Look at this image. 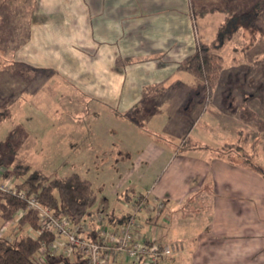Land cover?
Returning a JSON list of instances; mask_svg holds the SVG:
<instances>
[{
    "label": "crops",
    "instance_id": "0c3cea01",
    "mask_svg": "<svg viewBox=\"0 0 264 264\" xmlns=\"http://www.w3.org/2000/svg\"><path fill=\"white\" fill-rule=\"evenodd\" d=\"M39 2L26 61L55 72L116 116H136L177 139L148 141L142 152L150 161H171L149 196L151 205L166 202L156 236L174 247L169 264H264V179L218 156L233 131L213 111L197 116L199 89L192 106L183 108L190 97L183 89L198 81L180 65L202 40L192 0ZM159 84L167 88L144 99L146 88ZM115 156L118 163L131 154L118 150ZM257 161L264 167V154ZM131 201L125 212L109 209L107 200L101 204L121 215Z\"/></svg>",
    "mask_w": 264,
    "mask_h": 264
},
{
    "label": "rangeland",
    "instance_id": "374dc122",
    "mask_svg": "<svg viewBox=\"0 0 264 264\" xmlns=\"http://www.w3.org/2000/svg\"><path fill=\"white\" fill-rule=\"evenodd\" d=\"M192 3L195 8L220 7L219 11L195 18L202 40L214 39L228 15L237 16L232 22L240 29L217 52L223 58L224 70L216 88L210 94L208 90L201 93L197 79L198 85L188 82L190 88L183 89V94L190 91V97L183 108L192 106L193 92L199 89L201 97L196 96V100L202 109L197 116L213 111L228 131H233L231 142L245 146L258 163V157L264 154V99L256 98L246 104L243 99L245 91L259 94L256 88L264 84V36L261 35L264 0H192ZM39 4V0H0V111L6 107L13 112L12 119L1 125L0 138L7 141L13 133L12 144H20L16 159L4 156L6 168L11 171L19 158L46 175L63 177L76 172L93 183L99 194L94 212L102 211L105 215L107 208L103 210L101 204L105 200L109 209L120 206L124 211L129 202L126 195L130 199L148 193L154 196L157 180L171 161H150L142 152L151 145L148 141L167 138L135 119L136 116H116L106 104L81 96L55 72L26 61L29 53L24 55V48L31 40ZM232 97L235 111L226 104ZM243 107L257 118L246 117L247 121ZM167 140L174 143L177 139ZM118 150L130 153V159L126 157L117 163ZM238 152L245 153L240 149ZM117 211L118 208L114 210ZM21 217L19 214L10 223H4L0 217V236L8 239L35 236L33 228L19 222ZM145 227L148 231H140L150 235L149 226Z\"/></svg>",
    "mask_w": 264,
    "mask_h": 264
},
{
    "label": "trees",
    "instance_id": "16d2710c",
    "mask_svg": "<svg viewBox=\"0 0 264 264\" xmlns=\"http://www.w3.org/2000/svg\"><path fill=\"white\" fill-rule=\"evenodd\" d=\"M192 9L194 18H197L219 11L220 7L216 5H203L200 8H195V5L192 3ZM236 18V15H228L224 23L219 27L214 39L210 41L200 40L196 52L180 65L181 70L191 74L199 81L201 93L205 90H208L209 94L212 93L220 82L224 70V63L223 58L217 52L239 31L240 26L232 22L236 20ZM261 35L264 36V31H261ZM260 84L261 86L256 88L259 94L245 91L247 93L243 99L245 104L256 98L264 99V84ZM252 85L254 86V84ZM166 88L164 84L146 88L144 99L155 93H162ZM227 100L228 99L225 101ZM226 104H228V108L234 109L233 111L237 109L234 107V97L230 98ZM243 110L245 119L246 117L248 119L251 117V119L254 120L257 118L254 113L246 111V107H243ZM12 117L13 112L9 108L5 107L3 111H0V127L4 122L12 119ZM239 134L242 136L243 131L240 130ZM14 137L15 135L12 133L7 141L0 140V153L2 152V154H0V167L6 168L7 166V161L4 156L15 157L16 159L15 155L17 154L20 144H17V146L12 144ZM235 142L230 141L225 143L220 150H217L218 156L228 159L232 163L237 162L238 165L255 172L264 179V167L255 161L254 157L246 150L245 146H239ZM206 148L208 149V147ZM239 149L244 150L245 153L240 154L238 152ZM6 176L13 179L18 190H26L31 194L38 195L41 204L50 209L58 217H64L74 223H79L83 218L96 214L94 208L98 204L99 194L90 180L76 172L63 177L57 176L56 174L46 175L41 170H33L29 164H24L21 159L18 158L13 169L11 171L7 169ZM147 195L141 194L137 196L133 199L134 203H140L143 197ZM126 197L127 200L131 201L130 196L126 195ZM147 203L151 205L149 198ZM164 204L166 205V202H164ZM20 213H23V216L19 222L28 224L33 228L36 235L32 236L28 234L14 239L0 236V264H89L88 259L78 249H73L71 256L60 255L48 258L46 261L39 260L38 252L42 243L52 241L54 236L48 233H39L40 223L38 216L36 213L27 210L25 201L14 195L0 191V217L4 223L12 222ZM143 216L145 217L143 222L147 227L149 226V230L154 227L157 241L161 244H165L156 236L160 217L154 216V214L148 215L147 213H142L139 219H144ZM106 217L111 224L118 226L125 222L128 218V213L120 215L114 212H107ZM96 233L97 228L96 225H94L92 233L89 234V238L96 240ZM171 258L172 257L161 264H169Z\"/></svg>",
    "mask_w": 264,
    "mask_h": 264
},
{
    "label": "built area",
    "instance_id": "2783aa9c",
    "mask_svg": "<svg viewBox=\"0 0 264 264\" xmlns=\"http://www.w3.org/2000/svg\"><path fill=\"white\" fill-rule=\"evenodd\" d=\"M6 175L7 170L0 167V191L25 201L27 210L38 216L39 233L54 236L52 241L42 243L38 252L39 260L46 261L60 255L71 256L73 249L80 250L89 264H161L173 255V245L161 244L155 236L140 231L142 219L139 218L142 213L161 217L165 209L164 202L159 200L152 208L147 203L149 193L140 203L129 205L128 218L118 226L106 223V215L101 211L93 219L88 216L74 223L56 216L43 206L38 195L18 190L13 179ZM20 215L23 216V213ZM94 225L97 228L96 240L89 238ZM151 231L155 234L154 227Z\"/></svg>",
    "mask_w": 264,
    "mask_h": 264
}]
</instances>
